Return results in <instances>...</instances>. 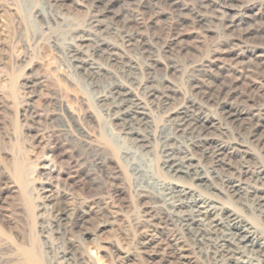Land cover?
Wrapping results in <instances>:
<instances>
[{
	"label": "rangeland",
	"instance_id": "rangeland-1",
	"mask_svg": "<svg viewBox=\"0 0 264 264\" xmlns=\"http://www.w3.org/2000/svg\"><path fill=\"white\" fill-rule=\"evenodd\" d=\"M79 1L60 0L55 4L52 0H0V264H69L64 249L72 246H76L74 257L84 259L85 264H150L151 257L144 247L148 230L156 231L170 250L173 245V251L176 250L173 237L180 234L182 240L177 246L184 248L192 264H217L208 246L204 249L195 245L176 226H148L152 216L159 214L151 208L171 182L163 169L165 157L159 139L161 132L171 127L170 118L162 108H152L156 131L148 153L123 134L113 120V113H107L108 105L98 100L108 78L93 86L77 73L68 54L78 36L90 27L97 11L95 5ZM110 1L112 16L126 11L139 14L137 19L128 21L127 32L147 33L158 47L170 37L182 36V44L176 45L170 55L160 50L162 64L155 74L158 78L167 76L179 87L177 100L197 93V80L192 78L195 62L211 57L215 48H224L218 34L219 28L224 31L225 23L213 19V24L198 25L188 18L178 24L169 13L156 15L162 10L148 0H136L134 6L120 0ZM184 1L203 13L212 12V8H200L197 0ZM249 1L244 0L243 4ZM252 1L255 7L245 10L239 17L240 28L231 33L239 36L246 31L249 34L246 46L262 48L264 0ZM41 10H51L53 16L37 19L35 13ZM152 20L154 23L149 25ZM133 55L145 70L148 57ZM240 60L242 64L238 65L246 66L251 73L243 76L230 70L211 78L203 77L201 92L213 89L219 94L237 86L241 95L235 104L242 107L264 104L261 88L264 66L256 59ZM225 61L230 67L238 63L230 57ZM170 63L178 64L181 71L166 73L165 65ZM143 75L148 76L146 71ZM213 115L224 119V109L215 107ZM229 128L233 130L229 139H246L255 160L264 165V151L253 141L251 127L229 124ZM128 151L143 152L145 156L139 153L129 158L125 155ZM95 152L103 158L101 169L93 163ZM235 163L238 167L239 160ZM233 173L239 176L236 171ZM68 174L73 176L75 186L66 183ZM114 174L116 178L112 177ZM226 194L221 196L226 198ZM62 195L69 196L68 205L72 209L81 211L93 206L107 214L110 225L101 229L105 219L94 215L81 231L71 229L73 216L59 222L55 212ZM96 199H102L100 205L92 202ZM231 207L264 237L263 215L233 201Z\"/></svg>",
	"mask_w": 264,
	"mask_h": 264
},
{
	"label": "bare ground",
	"instance_id": "bare-ground-1",
	"mask_svg": "<svg viewBox=\"0 0 264 264\" xmlns=\"http://www.w3.org/2000/svg\"><path fill=\"white\" fill-rule=\"evenodd\" d=\"M52 1L55 4L60 2ZM81 1L95 5L97 11L91 19L90 27L78 36L68 54L77 73L83 75L93 86L103 84L101 80L108 78L107 86L102 95L98 96L100 104L108 105L107 113H113V120L122 128L123 134L129 137V141L136 143L138 148H143L145 153L149 152V145L153 143L156 131L152 108H162L170 118L171 127L164 129L159 139L163 144L165 157L163 169L171 177V182L164 187L163 194L156 199L155 205H152L151 209L158 210L159 214L150 217L151 221L147 225L150 228L156 224L176 226L195 245L203 246L204 249L208 246L217 264H264L263 235L231 207L233 201L264 216V165L255 160L252 146L246 139L230 140L228 137L233 133L229 124L243 127L249 125L253 141H257L264 151V104L253 107L235 104L234 101L241 95L237 86L219 94L213 89L201 92L203 77L211 78L230 70L243 76L251 73L246 66L238 65L242 64L240 59H256L259 65L264 66V47L246 46L245 39L249 35L246 31L239 36L232 34L242 24L239 17L245 10H252L256 3L252 0L246 5L243 4L244 0H197L200 8H212L209 14L198 10L196 6H190L184 0H148L162 10L156 12V15L169 13L178 24L188 18L196 20L198 25L213 24V19L225 23L226 33L219 28L220 35L218 34L220 45L224 48H215L211 57L195 62L192 78L197 80V93L177 100L181 93L179 87L168 80L167 76L158 78L155 71L162 64L160 50L170 55L176 45L182 44V36L170 37L164 45L158 47L155 39L147 33L125 31L128 21L137 19L139 14L126 11L112 16L113 6L110 0L79 2ZM120 1L134 6L136 0ZM162 5L167 8L161 9ZM50 12L37 11L35 17L44 20L47 15L53 16ZM230 16L232 18L228 20L227 17ZM153 23L152 20L149 25ZM133 54L148 57L149 64L145 65V70ZM226 57L233 58L238 63L230 67L225 61ZM165 68L166 73L181 71L176 63L165 65ZM145 71L147 77L143 75ZM261 88L264 89V79ZM199 93L203 94L202 97ZM215 107L224 109V119L213 115ZM241 128L239 127L240 130L243 129ZM139 153L128 151L125 155L131 158ZM140 154L145 156L143 152ZM236 160H239L238 167L235 166ZM93 163L97 168H103L104 161L98 152L93 155ZM234 171L239 174L238 177ZM112 177L116 178L115 174ZM72 179L73 176L68 174L66 183L75 186ZM224 192L227 193L226 198L221 196ZM47 197L52 198L51 195ZM69 199L68 195H62L57 200L58 209L55 213L59 222L73 216L70 221L71 229L81 231L87 219L94 215L105 219L100 224L101 229L110 225L107 214L93 206L81 211L72 209L68 205ZM100 201L102 199L92 202L100 205ZM146 234L144 247L151 257L150 264H192L184 248L177 246L182 240L180 234L173 237L172 242L176 244L174 251L173 245L170 250L167 245L162 244L156 231L148 230ZM75 247L64 249L65 260L69 264H85L84 259L74 257ZM38 259L37 261L40 260ZM30 260L29 258L28 261Z\"/></svg>",
	"mask_w": 264,
	"mask_h": 264
}]
</instances>
